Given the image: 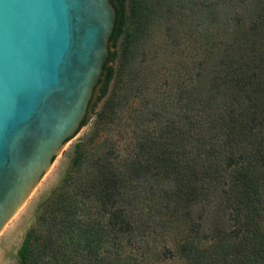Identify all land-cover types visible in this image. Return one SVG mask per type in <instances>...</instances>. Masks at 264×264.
Segmentation results:
<instances>
[{
  "label": "trees",
  "instance_id": "16d2710c",
  "mask_svg": "<svg viewBox=\"0 0 264 264\" xmlns=\"http://www.w3.org/2000/svg\"><path fill=\"white\" fill-rule=\"evenodd\" d=\"M110 1L111 46L125 35L135 50L165 24L156 53L172 68L149 91L126 74L128 51L121 71L107 59L95 130L17 264H264V0H131L134 34L128 0Z\"/></svg>",
  "mask_w": 264,
  "mask_h": 264
},
{
  "label": "water",
  "instance_id": "95a60500",
  "mask_svg": "<svg viewBox=\"0 0 264 264\" xmlns=\"http://www.w3.org/2000/svg\"><path fill=\"white\" fill-rule=\"evenodd\" d=\"M115 20L110 0H0V233L81 128Z\"/></svg>",
  "mask_w": 264,
  "mask_h": 264
},
{
  "label": "rangeland",
  "instance_id": "374dc122",
  "mask_svg": "<svg viewBox=\"0 0 264 264\" xmlns=\"http://www.w3.org/2000/svg\"><path fill=\"white\" fill-rule=\"evenodd\" d=\"M130 1L131 0H128L126 7L127 19L124 34H134L138 27V20L132 15V13H134V9L131 7ZM147 24H150V22ZM164 26L165 24H162V26L158 28V33L153 27L146 30L145 35H148V37L145 35L142 36L143 38L147 37L143 39V41L147 39L146 42H144V45H140L135 50L130 49L129 51V45H127L125 35L119 39L115 47H112L109 43L108 58L114 53L116 54V57L114 61L112 63H108V65H112L114 69L119 68L121 71L123 66L120 64V58L125 57L128 51L127 57L132 59L125 60L123 58L127 66L126 74L129 72L130 75H134L133 84L135 87H141L142 85L149 84V91H152L155 87L151 85L156 79V76L153 75L155 74L158 76L160 72L158 69L161 68L162 73L165 72L163 74H166L172 68V62L169 63L167 67L164 64L161 55L158 52L156 53V49L158 47V44L156 45V43L158 42L160 31L163 30L162 28ZM153 45L154 47H152ZM167 68H169L168 71H166ZM118 78L121 79V74H119ZM159 78L160 77H158V80H160ZM106 97L97 104L94 112H89L88 110L85 117L87 121L86 125L81 127L77 134L65 143L64 147L54 159L52 166L40 180L39 184L34 189L26 203L0 233V264L18 263V250L21 247L27 232L30 229H33V227H35L38 223L40 205L60 186L66 171L71 167L75 146L80 142H85L90 139L93 130H95V113L99 112L101 108L105 106V102L107 100ZM133 100L134 103L137 102L134 98ZM124 104L125 107L128 108L126 103ZM126 116H128V113L124 114V117ZM121 125H123V123H121ZM115 128L117 129H112L107 134L113 136L116 143L121 144V132L119 127Z\"/></svg>",
  "mask_w": 264,
  "mask_h": 264
}]
</instances>
